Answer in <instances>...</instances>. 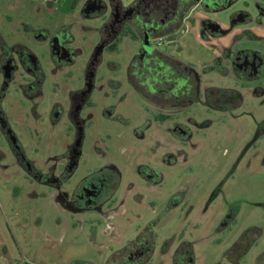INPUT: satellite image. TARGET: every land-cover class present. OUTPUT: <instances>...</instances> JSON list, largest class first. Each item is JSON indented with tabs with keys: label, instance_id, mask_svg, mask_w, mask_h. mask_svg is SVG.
I'll return each mask as SVG.
<instances>
[{
	"label": "rangeland",
	"instance_id": "1",
	"mask_svg": "<svg viewBox=\"0 0 264 264\" xmlns=\"http://www.w3.org/2000/svg\"><path fill=\"white\" fill-rule=\"evenodd\" d=\"M84 1L0 0V31L11 42L24 41L23 28L39 27L47 13L65 21V11L75 10L71 15L77 16L65 22H76ZM197 9L188 12V32L179 42L162 38L154 43L194 61L204 72V87L237 90L231 95L240 102L229 110L211 112L212 106L195 103L174 121L163 122L156 120L151 103L145 110L135 91L119 92L109 102L121 117L106 119L99 109L76 172L61 188H53L37 174H61L62 154L72 141L67 124L55 123L48 136L49 124L34 118L29 103L18 106L11 95L4 99L9 123L35 169L20 164L0 133V264H107L139 236L149 249L139 264H264V76L241 88L222 62L236 48L264 56V15L261 24L256 21L264 0H237L214 14L222 29L230 30L214 39L200 38ZM238 10L250 12L252 19L235 22ZM91 21L84 25L92 28L78 30L81 40L92 42L97 22ZM126 47L130 53L135 43ZM218 56L221 64L215 61ZM114 60L121 61L118 56ZM54 95L47 90L40 114H49ZM174 123L189 134H173ZM104 166L119 181L115 193L96 207L79 210L69 199L78 181ZM146 167L153 170L152 178L141 173ZM237 243L243 251L235 257L231 253ZM181 249L189 260L179 259Z\"/></svg>",
	"mask_w": 264,
	"mask_h": 264
},
{
	"label": "flooded vegetation",
	"instance_id": "2",
	"mask_svg": "<svg viewBox=\"0 0 264 264\" xmlns=\"http://www.w3.org/2000/svg\"><path fill=\"white\" fill-rule=\"evenodd\" d=\"M236 1L85 0L76 22H65L77 16L71 15L75 10L65 11V21L47 13L48 19L41 18L39 27L31 23L28 28H23L26 32L24 41L16 38L11 42L0 31V133L11 143L20 164L30 168L31 172L35 169L9 123V115L4 108V99L9 95L14 97L18 106L29 103L38 121H47L46 135L53 136L52 125L55 123L64 120L67 124L66 135L72 136V141L62 154L66 163L61 174L56 175L54 171L46 176L37 174L53 188H61L62 182L76 172L84 154L87 130L95 124L99 109L102 108L106 119L120 116L116 114V106L109 102L119 92L135 91L145 110L154 106L156 120L163 122L174 121L179 111L184 112L195 103L212 106L211 112L229 110V105L238 104L240 99L231 95L237 90L204 87L201 83L204 72L197 71L194 61L159 50L154 43L155 39L162 38L170 44L179 42L188 32L185 26L188 12L197 8L200 38H221L230 30H223L221 22L212 16ZM262 15L263 10L256 17L258 24H261ZM239 19L249 21L252 15L238 10L233 20L239 22ZM89 20L97 22L92 42L81 40L78 35L79 29L93 27L84 25ZM130 42L135 43V48L128 53L126 45ZM116 56L120 63L114 60ZM215 61L221 64L219 56ZM224 61L223 70L232 73L235 86L250 87L251 82L264 76V56L254 49L227 51L222 58ZM203 69L209 71L211 68L204 65ZM47 90L56 95L55 99L51 98L53 103L49 114L45 111L42 115L38 108L44 103ZM170 131L179 136L189 134L188 129L179 123H174ZM93 147L95 150L96 146ZM94 170L93 175L77 182L75 192L69 198L79 210L96 207L99 202L111 198L118 186L116 177L111 179L109 167ZM152 172L147 167L141 169L147 178H152ZM142 242L139 236L107 263L139 264L146 261L149 249ZM239 245L237 243L231 253L235 257L243 251ZM181 254V261L189 260V254L183 250ZM119 256L121 262L118 263Z\"/></svg>",
	"mask_w": 264,
	"mask_h": 264
},
{
	"label": "crops",
	"instance_id": "3",
	"mask_svg": "<svg viewBox=\"0 0 264 264\" xmlns=\"http://www.w3.org/2000/svg\"><path fill=\"white\" fill-rule=\"evenodd\" d=\"M107 264H109V263H107Z\"/></svg>",
	"mask_w": 264,
	"mask_h": 264
}]
</instances>
